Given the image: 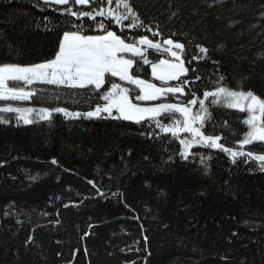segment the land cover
<instances>
[{"label":"trees","instance_id":"16d2710c","mask_svg":"<svg viewBox=\"0 0 264 264\" xmlns=\"http://www.w3.org/2000/svg\"><path fill=\"white\" fill-rule=\"evenodd\" d=\"M131 4L160 36L143 28L121 33L105 23L121 36L183 43L188 72L182 79L190 81L185 93L202 96L223 76L229 88L264 98V0ZM65 7L0 0V64L52 59L73 23L88 35L101 34L95 21L77 20L61 11ZM138 75L151 81L150 65ZM28 87L35 91L30 100L0 101V107L84 113L102 103L87 88ZM209 111L204 133L238 148L247 114L220 105ZM0 117L9 121L0 123V264H264V170L256 161L237 157L233 163L227 153L205 147L182 159L179 142L151 121L58 112L31 124L18 122L14 113ZM244 150L264 154V143Z\"/></svg>","mask_w":264,"mask_h":264},{"label":"snow or ice","instance_id":"6c2138e0","mask_svg":"<svg viewBox=\"0 0 264 264\" xmlns=\"http://www.w3.org/2000/svg\"><path fill=\"white\" fill-rule=\"evenodd\" d=\"M44 2L47 4L50 0ZM51 3L67 5L68 7L61 11L77 20L87 17L95 21V28L99 29L101 34L88 35L82 24L73 23L69 30L63 32L52 59L32 65L0 64V101L30 100L35 91L28 86L39 83L69 89L87 88L95 93L102 103H97L92 110L84 113L68 112L67 109L59 107L35 109L6 104L0 107V113H14L17 121H23L25 124H31L37 118L49 120L52 112L73 118L111 117L137 124L151 121L162 133L170 134L179 142L182 150L178 154L182 159L187 160L190 156L198 155L192 152L194 147H205L227 153L233 163L237 157L246 158V162L254 160L260 169L264 170V154L244 150L245 146L254 142L264 143V98L251 90L229 88L223 84V76L214 82L212 90L203 91L202 96L191 90L185 93V86L189 85L190 81L182 79L188 72L182 58L185 47L183 43L168 38L161 44L149 39L147 35L137 38L129 37L125 33L121 36L105 23L107 20L119 26L121 33H124L126 28H143L146 32H151L153 37L160 36L158 30L154 31L150 26L144 25L131 0H51ZM97 17L104 19L97 20ZM125 21L129 23L125 24ZM197 47L201 53L208 52L205 47ZM149 49L156 53H167L170 58L158 62L149 60ZM192 59L198 57L193 56ZM143 65L151 66V76L161 81L160 86L139 77L138 73ZM134 66H137L135 72ZM115 78L125 83L117 82ZM195 79L199 80L200 77ZM169 81L178 83L173 86ZM177 94L185 96L186 99L180 100ZM169 97L176 98L177 102H171ZM134 101L159 102L144 106ZM215 105L247 114L241 121L247 131L236 141L238 148L226 147L220 143L222 137L219 135L204 133L205 122L211 118L209 107ZM164 119H167L168 123H165ZM0 123L9 121L0 117ZM184 133L187 135L182 137L181 134ZM51 163L55 165L57 161L52 160ZM201 163H204L202 156Z\"/></svg>","mask_w":264,"mask_h":264},{"label":"rangeland","instance_id":"374dc122","mask_svg":"<svg viewBox=\"0 0 264 264\" xmlns=\"http://www.w3.org/2000/svg\"><path fill=\"white\" fill-rule=\"evenodd\" d=\"M51 1V0H50ZM169 56V55H168ZM170 58V57H169ZM115 79H117L118 80V78H115Z\"/></svg>","mask_w":264,"mask_h":264}]
</instances>
